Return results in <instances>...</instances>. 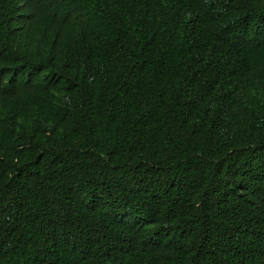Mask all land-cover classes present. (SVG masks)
<instances>
[{"label": "trees", "instance_id": "16d2710c", "mask_svg": "<svg viewBox=\"0 0 264 264\" xmlns=\"http://www.w3.org/2000/svg\"><path fill=\"white\" fill-rule=\"evenodd\" d=\"M0 264H264V0H0Z\"/></svg>", "mask_w": 264, "mask_h": 264}]
</instances>
